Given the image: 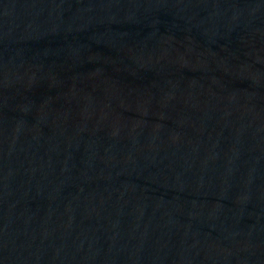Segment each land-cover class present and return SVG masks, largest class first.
I'll use <instances>...</instances> for the list:
<instances>
[{
	"label": "water",
	"instance_id": "95a60500",
	"mask_svg": "<svg viewBox=\"0 0 264 264\" xmlns=\"http://www.w3.org/2000/svg\"><path fill=\"white\" fill-rule=\"evenodd\" d=\"M0 264H264V0H0Z\"/></svg>",
	"mask_w": 264,
	"mask_h": 264
}]
</instances>
